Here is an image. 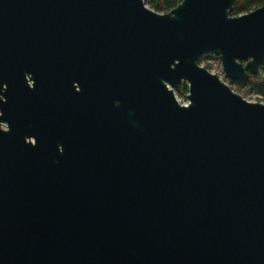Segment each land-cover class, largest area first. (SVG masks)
I'll return each instance as SVG.
<instances>
[{
  "label": "water",
  "instance_id": "obj_1",
  "mask_svg": "<svg viewBox=\"0 0 264 264\" xmlns=\"http://www.w3.org/2000/svg\"><path fill=\"white\" fill-rule=\"evenodd\" d=\"M233 4L0 0V264H264V104L198 64L264 63Z\"/></svg>",
  "mask_w": 264,
  "mask_h": 264
},
{
  "label": "rangeland",
  "instance_id": "obj_2",
  "mask_svg": "<svg viewBox=\"0 0 264 264\" xmlns=\"http://www.w3.org/2000/svg\"><path fill=\"white\" fill-rule=\"evenodd\" d=\"M144 5L149 10L155 12L154 4H151V0H143ZM253 10V9H252ZM158 13V12H157ZM198 64L207 69L209 72L218 75L220 80L225 83L234 93L240 95L244 100L252 103L264 104V94L257 91L255 87L250 83L249 79L245 81H232L224 76L222 65L220 59L217 55L213 53L204 54L199 58ZM262 79H264V67L261 65L256 74ZM186 89V90H185ZM181 91H185L183 95L180 94ZM187 85L186 83H180L175 88V96L179 103H187Z\"/></svg>",
  "mask_w": 264,
  "mask_h": 264
},
{
  "label": "trees",
  "instance_id": "obj_3",
  "mask_svg": "<svg viewBox=\"0 0 264 264\" xmlns=\"http://www.w3.org/2000/svg\"><path fill=\"white\" fill-rule=\"evenodd\" d=\"M180 2L181 0H151V4H154L155 12L163 14L174 9ZM263 5L264 0H234L233 9L230 16L245 14L252 11V9L254 10ZM262 66L264 67V63ZM249 81L259 93L264 94V79L258 75H251L249 77ZM184 92L185 91H181L180 94L183 95Z\"/></svg>",
  "mask_w": 264,
  "mask_h": 264
},
{
  "label": "flooded vegetation",
  "instance_id": "obj_4",
  "mask_svg": "<svg viewBox=\"0 0 264 264\" xmlns=\"http://www.w3.org/2000/svg\"><path fill=\"white\" fill-rule=\"evenodd\" d=\"M27 85H28L29 88H34V82H32V81H28L27 80ZM2 100H4V99L2 98ZM5 127L6 126L4 124H1V128L2 129H5Z\"/></svg>",
  "mask_w": 264,
  "mask_h": 264
},
{
  "label": "built area",
  "instance_id": "obj_5",
  "mask_svg": "<svg viewBox=\"0 0 264 264\" xmlns=\"http://www.w3.org/2000/svg\"><path fill=\"white\" fill-rule=\"evenodd\" d=\"M31 142H32V140H31Z\"/></svg>",
  "mask_w": 264,
  "mask_h": 264
}]
</instances>
